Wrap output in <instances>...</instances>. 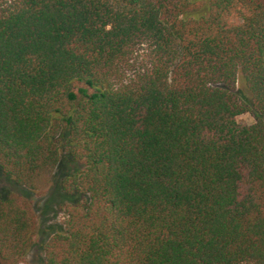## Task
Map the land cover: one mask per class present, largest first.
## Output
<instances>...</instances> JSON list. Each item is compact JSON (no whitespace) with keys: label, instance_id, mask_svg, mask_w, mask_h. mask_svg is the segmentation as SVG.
<instances>
[{"label":"trees","instance_id":"16d2710c","mask_svg":"<svg viewBox=\"0 0 264 264\" xmlns=\"http://www.w3.org/2000/svg\"><path fill=\"white\" fill-rule=\"evenodd\" d=\"M63 158L43 264H264V0H0V173ZM39 222L0 194V264Z\"/></svg>","mask_w":264,"mask_h":264},{"label":"rangeland","instance_id":"374dc122","mask_svg":"<svg viewBox=\"0 0 264 264\" xmlns=\"http://www.w3.org/2000/svg\"><path fill=\"white\" fill-rule=\"evenodd\" d=\"M235 89L240 92L244 99L247 101L251 100V96L245 89L240 75L237 77ZM237 120L243 125H249L253 122L249 114L241 115ZM77 168H79V165L70 163L63 158L55 173L51 177L43 178L40 181L38 191L36 192L21 190L10 179L5 178L0 173V194L5 196L13 191L24 194L38 214L40 221L39 232L34 240L33 246L18 264H43L42 247L51 234L50 229L53 231L58 230L62 227L65 219L62 206L66 201L63 197L57 196L59 183L65 175Z\"/></svg>","mask_w":264,"mask_h":264}]
</instances>
